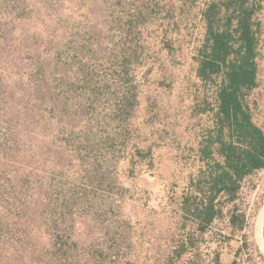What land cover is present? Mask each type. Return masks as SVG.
<instances>
[{
	"label": "rangeland",
	"instance_id": "rangeland-1",
	"mask_svg": "<svg viewBox=\"0 0 264 264\" xmlns=\"http://www.w3.org/2000/svg\"><path fill=\"white\" fill-rule=\"evenodd\" d=\"M203 1L0 0V59L12 61L24 82L50 63V50L73 59L72 73L68 67L48 72L56 109L26 84L0 102V205L13 196L15 212L24 193L48 196L40 200L36 237L61 234L65 255L43 257L44 264H168L185 239L181 203L203 167L198 149L210 125L196 111L204 97L194 61L206 32ZM79 44L92 50L90 57L75 54ZM128 49L139 56L131 83L121 75ZM86 63L93 72L87 91L83 75L73 77ZM260 67L253 112L264 130V39ZM127 89L138 94V106L121 124L115 109ZM138 150L151 156L142 160ZM238 206L244 233L232 240L225 215L179 264H262L264 172L243 181ZM64 211L84 214L72 227L62 223ZM31 227L28 217L0 209V264H40L44 244L34 242ZM245 240L254 251L236 257Z\"/></svg>",
	"mask_w": 264,
	"mask_h": 264
},
{
	"label": "trees",
	"instance_id": "trees-1",
	"mask_svg": "<svg viewBox=\"0 0 264 264\" xmlns=\"http://www.w3.org/2000/svg\"><path fill=\"white\" fill-rule=\"evenodd\" d=\"M202 21L206 32L194 61L195 74L202 84L204 97L196 107V111L205 117L210 125L204 128L199 143L198 156L203 167L192 180L181 203L180 225L185 239L176 242L177 245L168 256V264H179L185 255L198 249V244L201 242L199 238L208 234L215 223L225 215L229 217L232 240L236 233H244L246 216L238 206L242 183L255 173L264 172V130L256 123L253 112V96L261 86L264 0H212L206 5ZM79 46L81 45H77L73 50L76 55L91 56L92 50L83 51ZM56 50H50V63H43L44 70L39 69L35 75L29 74L28 81L25 82L23 75L13 71V62L1 58L0 102L5 101L4 97L11 93L9 91L16 92L18 85L26 84L33 97L50 98L54 104L52 109H56L60 101L56 97L58 93L51 87L53 83L48 72L50 69L68 67L72 73L71 68H73V59L70 55L66 56L64 53H59L60 49ZM138 58L137 51L131 49L125 50L123 54L127 65L121 75L128 78L130 83L131 79L136 78ZM91 69L92 67L86 63L73 72L74 79L83 75V90L86 91L91 84L93 75ZM133 91L134 89H127L123 102L115 109L118 116L116 121L121 124L126 123L133 116L138 106V94ZM123 128L126 129L124 125ZM122 137L127 136L122 135ZM2 156L0 153V174L5 162ZM138 156L142 160L148 159L151 151L138 150ZM12 174L8 175L12 178ZM47 199L48 196L24 193L21 197L22 209L19 211L18 209L13 211V203L18 202L13 196L6 198V206L0 205L4 213H9L13 217L29 218L32 229L27 230L28 234L34 242L37 239L44 244L42 249L45 252L37 257L40 264H44L43 257H51L52 261H56V257L64 253V247L58 248L59 245H63L61 234L53 237L45 233L36 237L40 231L34 230L37 225L35 218L40 209V200L47 201ZM64 201L70 202V199ZM82 214L83 211L80 213L64 211L59 215L62 217V223L74 227L75 218ZM74 244L78 248L79 244ZM246 248L249 251L252 249L247 240L237 250L236 257ZM259 251L261 263L264 264V255ZM118 259H127V255L123 257L118 254ZM233 264H239L238 260Z\"/></svg>",
	"mask_w": 264,
	"mask_h": 264
},
{
	"label": "built area",
	"instance_id": "built-area-1",
	"mask_svg": "<svg viewBox=\"0 0 264 264\" xmlns=\"http://www.w3.org/2000/svg\"><path fill=\"white\" fill-rule=\"evenodd\" d=\"M210 1H212V0H205V1H203V5L206 7V5H207L206 3L207 2L209 3Z\"/></svg>",
	"mask_w": 264,
	"mask_h": 264
}]
</instances>
